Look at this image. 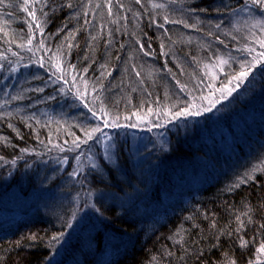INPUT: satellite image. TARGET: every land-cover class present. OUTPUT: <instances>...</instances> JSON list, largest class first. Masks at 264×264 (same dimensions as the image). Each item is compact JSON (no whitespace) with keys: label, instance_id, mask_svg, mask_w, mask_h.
Listing matches in <instances>:
<instances>
[{"label":"trees","instance_id":"trees-1","mask_svg":"<svg viewBox=\"0 0 264 264\" xmlns=\"http://www.w3.org/2000/svg\"><path fill=\"white\" fill-rule=\"evenodd\" d=\"M93 1L89 9L81 0L80 10V0H2L0 63L40 56L61 60L79 89L93 88L96 109L127 115L160 111L165 93L175 96L176 90L178 98L170 100L178 104L184 98L191 100L194 72L203 77V66L226 55L229 48L240 51L238 55L248 47L247 37L237 34L239 28L234 29L229 20L233 11L264 6L261 0H166L168 5L157 7L160 0H133V11L125 14L131 24L124 29L116 23L109 29H94L91 22L100 12L99 5L122 8V13L126 9L119 1L112 0L113 5ZM7 67L2 68L4 74ZM240 67L231 63L222 71L219 84L231 85ZM112 81L127 89L126 96L118 88L101 95ZM243 84L246 90L256 88L259 99L249 111L250 121L230 131L234 140L229 167L214 142L199 146L192 135L179 130L169 133L158 155L146 147L147 157L141 162L132 158L128 142L119 141L116 165L99 157L100 168L85 170L83 182L71 185L84 200L97 192L111 196L106 202L96 201L90 217L79 218L82 224L89 220L86 245L80 243L84 237L80 232L70 236L66 215L71 218L72 204L67 202L64 208L50 199L41 216L25 214L7 227L0 225V264H45L59 243L63 253L56 264H77L79 255L82 264L253 263L264 246V63ZM24 102L18 89L10 106L0 103V203L6 195H29V190L39 200L45 197L35 178L22 184V160L31 162L29 169L32 166L34 171L37 163L28 158L37 153L49 158L68 143L72 129L85 127L84 113L76 115L81 124L73 122L70 127L62 124L63 114L56 127L30 122ZM246 107L241 103L238 109ZM151 145L157 146L152 141ZM151 161L157 168L149 177L146 167ZM19 178L15 186L10 182ZM48 183V191L69 189L63 182ZM176 189L178 195L173 194ZM124 195L143 198L119 202L116 196ZM164 200L163 207H156ZM150 201L157 213L145 217V202ZM65 232L63 243L55 244ZM89 247L99 250L96 262L87 261Z\"/></svg>","mask_w":264,"mask_h":264},{"label":"rangeland","instance_id":"rangeland-1","mask_svg":"<svg viewBox=\"0 0 264 264\" xmlns=\"http://www.w3.org/2000/svg\"><path fill=\"white\" fill-rule=\"evenodd\" d=\"M105 1L108 5H113L112 0ZM114 1L116 3L119 1V5L126 11L122 13V8L121 11H117L118 8H106L105 5L101 8L99 5L100 12L91 22V25L95 27L94 29L100 27L109 29L113 27L114 23L122 24L120 28L124 29L125 24L132 23V21H126L125 14H131L133 11V0ZM84 3L86 7L92 9L94 1L84 0ZM165 4L168 5L166 0H160V3L155 5L164 7ZM79 8L80 10L82 8L81 0ZM239 11H233L229 20H233L234 29L239 28L237 34L247 37L244 42L248 46L246 50L237 55V52L240 51H237L236 48H229L225 52L226 55H220L214 62L203 66V77L198 76V71L194 72L197 76L193 77L191 83L193 98L191 100L184 98L178 104L177 101H172L178 98V90L174 92L175 96L165 93L160 105L162 109L158 112L143 111L134 115H127L102 112V110L96 109L99 105L97 101L94 102L92 99L93 88L89 90L87 89L89 86H87L85 89H79L75 84L74 75L70 74L63 62L61 60L58 62L56 59L53 61L50 56L49 59L41 56L37 60L33 57L24 60L18 59L19 61L12 62L10 65L7 61L0 63V92L3 91L0 95V103L3 106H10L13 95L17 93L18 89H21L25 99V116L30 122L35 121V124L41 126L56 127L60 122L58 118L63 114L62 124L65 127H70L73 122L81 124L79 122L81 118L77 119L76 115L82 116L84 113L82 118L84 119L83 125H85L84 128L81 126L72 130L70 128L68 143H64V146L57 149L58 152L49 158L44 159L39 153L34 155V157L41 158L37 161L34 160V157L28 158L33 164L37 163L34 171L32 166L29 169L31 162L26 163L22 160L21 170L24 171L21 175L22 184L29 183L31 177L35 178L40 181L39 191L42 188L46 190L45 192L41 191L45 197L39 200L36 192L34 191L32 194L30 190L29 195L20 192H16L13 197L6 195L0 203V225L4 224V227H7L14 219L25 216V214L28 217L41 216L45 208L51 205L50 199L59 201L58 205L62 204L61 206L64 208L67 202H70L72 206L69 207H73L71 218L66 215V219L70 223L68 226L70 236L80 232L84 236L80 243L86 245V238L90 234L89 220L82 224L79 218L90 217L96 201L98 203L100 201L106 202V200L111 199V196L97 192L95 197L90 195L88 199L84 200V196L72 191L71 185H80L83 182L85 170L95 171L99 169V157H103L113 166L116 165L119 141L128 142L129 153L136 162H141L147 157L146 147H150L154 151V155L161 153L159 145L165 148V141L169 133L176 130L182 134L192 135L198 141L199 146L214 142L221 151H230L233 137L231 132L238 129L239 124L244 126L245 122L250 121L251 114L249 111L258 101L259 94L254 87L246 90L243 83L237 87L236 80L231 85H220L221 73L230 67L231 63L235 64L236 67L241 66L238 68L237 76L247 65H252V70L255 72L264 63V55H262L264 54V47L261 46V42L264 41V6L258 9L250 7L242 12ZM170 30L174 33L175 29ZM233 32L235 33V30ZM221 61H226V63H221ZM257 61L260 62L257 63ZM3 67H7L5 74L2 71ZM114 88L121 89V93L126 96L127 89L117 81L108 83L101 95L106 97L112 94ZM230 88L234 90L228 94ZM241 103L247 104L246 109H238ZM206 108L210 110L205 111ZM236 108L238 110H234ZM71 109L73 110L70 111ZM262 111L264 112V108ZM66 112L70 113L64 114ZM238 114L241 116L240 119H238ZM105 121H107V126ZM95 129H99V131H94ZM86 133H92L91 139ZM67 139L68 137H65V140ZM74 141L75 143L72 144ZM151 141L157 144L156 148L151 145ZM227 161L228 159L222 162ZM196 164L201 163L199 161ZM148 165L146 169L150 177L153 172H156L157 163L151 161ZM222 166L221 170L224 169ZM227 166H230L229 162H227ZM31 173H33L32 176H30ZM41 175H43V179L40 180ZM198 175L200 176V173ZM46 176L48 178L45 179ZM18 181L20 183V178L13 181L10 179L14 186ZM48 181H54V186L63 182L69 189L64 193L55 190L48 191L46 189L50 186ZM146 184L150 186L148 179H146ZM76 189L79 190L80 188L77 187ZM177 191L178 189L173 194L178 195L179 192ZM116 197H118L119 202L123 201L124 203L135 200L142 201L143 198L142 195L138 197H134V195ZM165 203L166 200L156 204V207L161 208ZM145 206L148 212L142 213L143 216L150 217L157 213L152 201L149 204L145 202ZM141 212L142 210L137 211L138 214ZM67 234V232L63 233V237L55 244L61 241L63 243ZM62 246L59 243L54 248L51 255L46 258L45 264H56L63 253V251L61 252ZM260 251L251 264H264V252ZM87 253L91 256L87 261H92V258L95 262L98 260L99 250L89 247ZM82 263L79 255L77 264Z\"/></svg>","mask_w":264,"mask_h":264},{"label":"snow or ice","instance_id":"snow-or-ice-1","mask_svg":"<svg viewBox=\"0 0 264 264\" xmlns=\"http://www.w3.org/2000/svg\"><path fill=\"white\" fill-rule=\"evenodd\" d=\"M0 2H2V0H0ZM261 3H264V0H261ZM261 46L264 47V41L261 42ZM259 62L260 61H257V63ZM221 63H226V61H221ZM251 71H252V66L251 65L246 66L245 70H242L238 76L234 77V79L237 81V87L239 86V84H242L244 82V78L247 77ZM229 83H231V81H229ZM233 90L234 89H231V88L228 89V94H231ZM209 110L210 109H207V108L205 109V111H209ZM105 125L107 126V121H105ZM133 127H135V125H133ZM94 131H99V129H95ZM86 135L88 136L89 139H91L92 133H86ZM261 251L264 252V246H262Z\"/></svg>","mask_w":264,"mask_h":264},{"label":"bare ground","instance_id":"bare-ground-1","mask_svg":"<svg viewBox=\"0 0 264 264\" xmlns=\"http://www.w3.org/2000/svg\"><path fill=\"white\" fill-rule=\"evenodd\" d=\"M234 139H233V137H232V141H233ZM220 150V149H219ZM221 151V150H220ZM222 153H224L225 155H224V159L223 160H226V159H229V158H232V155H230V151H228V152H223V151H221Z\"/></svg>","mask_w":264,"mask_h":264}]
</instances>
